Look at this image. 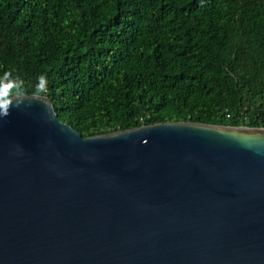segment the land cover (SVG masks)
I'll use <instances>...</instances> for the list:
<instances>
[{
  "label": "water",
  "instance_id": "obj_1",
  "mask_svg": "<svg viewBox=\"0 0 264 264\" xmlns=\"http://www.w3.org/2000/svg\"><path fill=\"white\" fill-rule=\"evenodd\" d=\"M0 264H264V128L161 122L84 137L48 96L12 108Z\"/></svg>",
  "mask_w": 264,
  "mask_h": 264
},
{
  "label": "trees",
  "instance_id": "obj_2",
  "mask_svg": "<svg viewBox=\"0 0 264 264\" xmlns=\"http://www.w3.org/2000/svg\"><path fill=\"white\" fill-rule=\"evenodd\" d=\"M45 74L84 137L161 122L264 128V0H0V74Z\"/></svg>",
  "mask_w": 264,
  "mask_h": 264
},
{
  "label": "clouds",
  "instance_id": "obj_3",
  "mask_svg": "<svg viewBox=\"0 0 264 264\" xmlns=\"http://www.w3.org/2000/svg\"><path fill=\"white\" fill-rule=\"evenodd\" d=\"M48 93V79L41 74L28 90L25 80L12 71H4L0 74V121L9 116L12 108H28L35 102H41ZM49 120L51 114L48 113ZM18 152L22 154L21 145L17 144Z\"/></svg>",
  "mask_w": 264,
  "mask_h": 264
}]
</instances>
